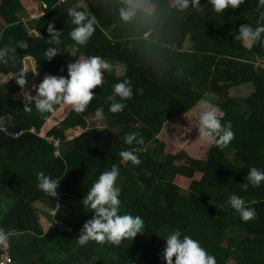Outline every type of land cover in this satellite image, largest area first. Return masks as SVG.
<instances>
[{"label": "trees", "instance_id": "1", "mask_svg": "<svg viewBox=\"0 0 264 264\" xmlns=\"http://www.w3.org/2000/svg\"><path fill=\"white\" fill-rule=\"evenodd\" d=\"M58 1L0 0V49L17 47L5 57L7 63L0 60V229L10 233L12 264H166L165 239L176 230L181 239L197 240L217 264H264V182L249 184L246 191L242 187L252 167L264 171V46L246 48L235 39L242 25L264 24H258L264 12L257 11L259 0H244L238 9L223 13H216L208 0H201L200 10L190 6L184 13L176 10L174 0H143L153 13L137 8L129 22L120 18L124 5L119 0ZM37 4L45 7V15L22 23L24 12L40 16ZM72 7L97 19L93 36L75 57L67 51L74 43L70 32L75 25L67 15ZM52 22L63 32L59 45L47 43ZM21 40L28 42L27 49L18 48ZM48 47L58 48L51 61L45 57ZM25 55L42 78H69L68 64L91 56L124 71L120 76L104 72L103 86L93 90L95 99L82 114L70 109L40 113L34 105L25 112L16 83ZM33 76L26 74L27 83ZM124 81H131L133 96L127 101L116 97L126 107L113 114L108 97ZM242 86H251L252 92L236 98L232 91ZM206 95L217 98L221 123L231 122L235 139L227 146L210 144L205 159L189 158L177 166L178 158L165 153L159 137ZM98 107L104 109L103 119L95 116ZM71 131L75 138L67 136ZM131 133L143 137L144 145L126 144ZM46 138L59 141V156ZM138 147L146 149L136 153L141 164H122L119 153ZM113 165L120 173L119 214L141 217L144 233L119 247L93 241L81 246L76 240L94 216L82 201ZM39 172L60 183L56 198L39 189ZM178 176L192 180L187 189L172 183ZM233 194L255 209L256 219H241L228 204ZM8 199L15 203L1 216ZM37 204L54 223L47 232ZM230 220L235 222L228 224Z\"/></svg>", "mask_w": 264, "mask_h": 264}, {"label": "clouds", "instance_id": "2", "mask_svg": "<svg viewBox=\"0 0 264 264\" xmlns=\"http://www.w3.org/2000/svg\"><path fill=\"white\" fill-rule=\"evenodd\" d=\"M64 3L65 0H60ZM213 6L216 13H223L229 8L235 10L240 7L244 0H208ZM123 7L119 9L120 18L129 22L136 15V0H122ZM176 10L180 13L186 12L189 7L200 10L201 0H174ZM260 8H264V0H259ZM67 15L71 18L72 24L75 25L70 32L73 44L68 46V53L71 57H75L81 46H86L95 32L97 23L96 17L89 15L84 11H78L75 7L67 10ZM260 22H264V12H260ZM50 39L47 40L49 45L61 44V36L63 32L56 30L55 23H49L47 26ZM32 35L31 32H29ZM239 35L235 39L240 40L244 47L251 48L253 45L260 43L264 46V24L253 28L246 24L242 25L238 31ZM18 48L27 49L28 42L25 40L18 41ZM17 52V47H5L0 49V60H5L9 54ZM58 48L48 47L45 51L46 60L51 61L58 55ZM25 60L31 59L25 55ZM68 77H57L46 75L43 81L37 86L33 85L32 91L36 92L33 97L31 91H24L27 84L25 70H22L16 77V83L19 85L24 95V111L31 112L32 105L40 113H50L55 115L58 110L70 109L76 114H82L95 99L94 89L103 86L104 72L109 70L110 65L100 56H91L75 60V63L68 64ZM114 95L109 96L111 101L109 111L113 114L122 112L126 104L120 101L132 99L133 91L131 81L116 83L114 86ZM203 110L200 112L196 126L199 129V139L210 144L219 146H227L234 139L235 134L232 130L231 122L222 124L223 113L221 110L208 104L201 102ZM187 113H185V116ZM98 119L104 118L103 107H98L95 111ZM135 142L138 145H144L143 137L137 139L136 133L127 134L125 143L132 145ZM145 148H135L133 150H124L119 153L121 163L139 166L141 160L136 153L145 151ZM119 168L116 165L111 167L110 171L103 172L98 180L89 189L86 198L82 201L84 208L91 209L94 216L91 220L83 225V229L79 238L76 240L79 245L85 246L90 241L97 244L115 245L119 247L126 239L134 240L138 234L144 233V221L139 216L129 214L121 215L120 210V190L116 186L119 177ZM38 187L40 190L51 196L53 199L57 197L60 183L53 180L50 176H46L44 172L37 175ZM247 182L242 184L246 191L249 184L252 187H259L264 182V171L252 167L246 177ZM228 204L239 213L241 219L247 223L257 218L254 208L245 206L243 198L233 194L228 200ZM10 233L0 229V247H7ZM166 248L163 252V259L166 264H217L216 258L210 255L200 243L185 235L181 239V233L176 230L167 237Z\"/></svg>", "mask_w": 264, "mask_h": 264}, {"label": "rangeland", "instance_id": "3", "mask_svg": "<svg viewBox=\"0 0 264 264\" xmlns=\"http://www.w3.org/2000/svg\"><path fill=\"white\" fill-rule=\"evenodd\" d=\"M122 1V0H120ZM142 0H136V5L141 3ZM151 6L150 4H148ZM140 9L139 7H137ZM142 10V9H141ZM143 11V10H142ZM145 12V11H144ZM28 16L27 19H31V16L29 14H22L21 17ZM26 19V20H27ZM26 22V21H24ZM190 47V43L187 42L184 49L187 50ZM109 72H112L113 74L120 76L123 73L122 67H116V68H109L107 70ZM28 82L29 84L32 82ZM32 92V95L34 96L36 94L35 91H32V89H29ZM234 91V92H233ZM232 91V94L235 95L236 98H245V96L248 95V93L252 92L251 86H242L238 89H234ZM216 97H213L211 95H206L203 102H206L208 104L214 105L216 101ZM214 106H217L214 105ZM203 110L202 104L200 103L195 109H193L187 117L182 119L181 121H178L176 123L168 124L163 131V133L160 135L159 140L165 144V153L166 154H172L178 158V162L176 163L177 166L182 165V163L185 162L186 159L194 158V159H205L206 157V151L207 147L210 146V143L199 139V129L196 126L197 118L200 114V112ZM68 136V134H67ZM77 134L71 133L69 135L70 138H75ZM174 172H177V168L174 169ZM194 179L199 180L200 175H196ZM192 180L185 179L183 177H176L172 180V183L187 189ZM0 200L3 201L4 198L0 196ZM14 201L12 199H8L6 202L2 203V211L1 216L12 209L14 205ZM36 208L40 211H45L46 209L40 205L37 204ZM237 220V219H236ZM234 220H230V223H234ZM42 227L47 230L49 228V222H47L45 219L41 220ZM10 241V239H9ZM11 244V243H10Z\"/></svg>", "mask_w": 264, "mask_h": 264}, {"label": "crops", "instance_id": "4", "mask_svg": "<svg viewBox=\"0 0 264 264\" xmlns=\"http://www.w3.org/2000/svg\"><path fill=\"white\" fill-rule=\"evenodd\" d=\"M148 4H150V3L147 2V1H143L142 0V2L137 5V7H139L140 9H142L143 11H145L148 14H152L154 9H153L152 6H149ZM34 10H35L36 13H40V16H32L31 15V19L30 20L37 19V18H40V17H42V16L45 15V11H44L45 10V7L44 6H41L40 4L35 5ZM23 14H29V13L28 12H24ZM21 15H20V18L22 20V23H24V24L27 23L29 21V19H27L28 16L26 15V16H24L22 18ZM24 21H26V22H24ZM23 64H24L25 74L30 73V72H33L34 73V76L31 79L33 81L30 84L27 83L26 86H25V89H24V91H30L29 89H32L33 88V85H37L38 86L43 81V78L44 77L42 78L40 76V74L36 71V65H35V63H34V61L32 59L25 60ZM37 79H40V83L37 82ZM5 81H6V79L4 80V82ZM30 81H28V82H30ZM19 95L24 96L22 90H21V92H20ZM70 133H71V136H72V133L73 132L72 131L71 132H68L67 133L68 134V137H69ZM41 213H42L41 220L42 219H45L47 221V218H46V215L45 214L46 213H49V211L48 210H45V211H41ZM49 224H52V223H49ZM50 228L51 227L49 226V228L47 230H45L44 228L43 229H44L45 232H47Z\"/></svg>", "mask_w": 264, "mask_h": 264}, {"label": "built area", "instance_id": "5", "mask_svg": "<svg viewBox=\"0 0 264 264\" xmlns=\"http://www.w3.org/2000/svg\"><path fill=\"white\" fill-rule=\"evenodd\" d=\"M70 0H65L64 3H61L60 0L58 1L59 5H63L66 4L67 2H69ZM3 132H6L5 128L2 127L1 129ZM19 137V136H16ZM46 140L53 145V148L55 150V155L59 156V141H55L53 138H46ZM54 225V223L50 224L49 226L52 228ZM0 264H12V259H11V254H10V245H9V241L7 244V247H2V253L0 255Z\"/></svg>", "mask_w": 264, "mask_h": 264}]
</instances>
